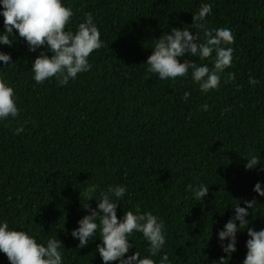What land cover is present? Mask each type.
Instances as JSON below:
<instances>
[{"label":"trees","instance_id":"obj_1","mask_svg":"<svg viewBox=\"0 0 264 264\" xmlns=\"http://www.w3.org/2000/svg\"><path fill=\"white\" fill-rule=\"evenodd\" d=\"M64 3L74 12L67 30L75 31L91 12L104 46L89 57L90 71L60 87L54 78L43 84L32 79L35 57L41 51L51 55L46 46L29 51L20 37L11 47L0 45L14 61L6 67L0 62V76L13 86L22 109L17 120L0 123V219L40 242L57 235L64 264H102L99 237L78 249L70 234L86 214L82 193L91 184L127 186L118 218L139 206L163 220V251L172 264H214L225 255L217 230L237 202L244 206L243 200L255 197L248 227L264 228V197L253 191L257 181L264 189V0ZM204 4L213 9L208 26L230 28L235 37L228 45L234 48L233 63L219 88L203 94L190 74L175 81L149 77L145 61L154 39L172 27L189 28ZM188 59L211 68L215 53L211 60ZM228 72L236 74L234 81L225 82ZM249 76L259 83L250 85ZM185 92L191 95L187 103ZM203 104L207 111L199 110ZM21 123L24 131L15 135ZM253 155L260 163L246 170ZM198 183L209 184V192L196 203L186 186ZM88 203L96 205L93 198ZM130 239V252L147 256L142 234ZM247 239L246 229L237 233L229 264H241ZM0 264H10L2 252Z\"/></svg>","mask_w":264,"mask_h":264},{"label":"clouds","instance_id":"obj_2","mask_svg":"<svg viewBox=\"0 0 264 264\" xmlns=\"http://www.w3.org/2000/svg\"><path fill=\"white\" fill-rule=\"evenodd\" d=\"M212 11L211 5L204 4L193 14L189 28L172 27L170 32H163L158 39H154L153 51L145 61L146 74L149 77L150 74H156L161 81H175L190 74L191 81L198 85L201 93L207 94L218 89L222 75L233 63L234 48L228 45L235 43V37L230 28L208 26L207 18L212 15ZM0 16L3 17L0 45L11 47L20 37L26 42L29 51L35 52L46 46L51 53L48 55L41 51L32 62V79L37 84L54 78L60 87L66 86L70 80H76L78 74L91 70L89 57L104 46L91 12L85 13L75 31L67 30L66 26L71 22L74 12L65 5L64 0H0ZM193 30L195 36L190 35ZM200 33L203 34V42H200ZM213 53L215 59L211 68L208 64L198 65L188 59L211 60ZM0 62L5 67L14 63L10 53L2 50ZM235 79L236 74L228 72L225 82ZM248 83L257 85L259 81L249 76ZM17 99L13 86L0 76V123L19 118L22 109L18 107ZM182 99L184 103L189 102L190 93L185 92ZM208 107L203 104L199 110L207 111ZM23 131V123L13 129L15 135ZM258 163V155H253L247 158L244 167L251 170ZM260 171H264V165ZM261 184L257 181L253 191L264 197ZM186 191L196 203L202 202L209 192V184H188ZM127 192V186L121 184L108 185L107 188L91 184L85 188L82 193L85 203L81 205L86 214L78 219V226L70 233L78 240L76 247L84 248L90 240L99 237L96 251L102 264L113 261L116 264H172L168 254L163 251L167 241L163 220L151 211L142 212L139 206L117 217V206ZM90 198L95 199V207L88 203ZM243 204L240 206L237 202L232 205V215L217 230V243L225 255L214 264H229L232 254L237 250V233L245 229L248 237L245 241L247 251L241 264H264V228L255 230L248 227L250 221L247 217L257 201L254 197L243 200ZM134 233L142 234L147 256L142 257L137 249L130 252L134 247L130 239ZM62 249L65 248L57 235L40 242L28 231L16 230L10 227L7 219H0V252L6 255L10 264H64Z\"/></svg>","mask_w":264,"mask_h":264}]
</instances>
